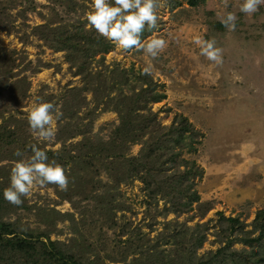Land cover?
<instances>
[{
	"label": "rangeland",
	"instance_id": "374dc122",
	"mask_svg": "<svg viewBox=\"0 0 264 264\" xmlns=\"http://www.w3.org/2000/svg\"><path fill=\"white\" fill-rule=\"evenodd\" d=\"M242 2L227 0L225 7L224 0H207L198 7H191L187 0H158L160 20L155 31L157 36L168 41V47L157 59L151 60L142 51L124 53L116 50L112 43L113 48L108 53L95 57L94 71L103 68L97 64L103 56L105 66L110 69L118 66L119 70L131 71L134 84L139 82L137 79L143 68L152 64L150 76L157 82L159 93L165 95L164 100L151 105L158 119L170 126L175 116L182 114L205 134L198 152L185 157L196 160L205 170L203 178L197 180L196 190L203 203L211 204V209L202 219L201 212L197 211L178 219L174 214L164 218L160 215L164 201H155L157 207L148 206L151 199L141 181L121 184L120 202L125 208L118 212V218L132 222V228L141 226L148 236L138 244H145L151 253L160 251L164 256L163 259L158 256L159 261L146 252L141 262L134 264H179L181 259L175 257L176 247L171 242L165 244L163 239L158 242L161 233L176 232L183 237L184 232L197 234L207 228V240L197 250L198 254L217 251L232 239L225 238L223 232L228 226L221 223L219 214L239 218L247 225L245 230L252 231L257 214L264 210V6L249 17L239 11ZM90 3L91 0H0V12L7 19L0 18V22L7 25V28L0 27V127L17 141L11 145L8 139L0 144V179L6 180L0 185L3 190L10 185L13 163L32 155L31 145L45 152L61 151L64 144L70 146L81 140L78 136L65 141L60 123L65 104L71 105L81 99L82 93L71 90L82 88L83 78L69 64L65 52L51 49L33 31L48 23L55 26L74 22L85 26L84 15L91 10ZM227 12L237 16L234 32H229L218 19V14L226 15ZM151 35L145 31L142 40ZM197 36L215 39L216 46L223 49L222 66H215L199 56V48L192 42ZM122 87L129 93L127 86ZM84 96L89 111L95 106L93 96L90 92ZM39 102L54 103L62 113L56 120V136L52 142L39 140L29 130L27 113ZM118 122L116 112H101L93 131L101 130L103 137H107L109 130L103 129ZM17 149L24 153L23 157L14 155ZM140 149L141 145H134L131 153L136 155ZM48 162L51 163L50 158ZM75 175L85 177L88 173L80 169ZM100 179L103 184L108 183L106 171H102ZM58 192L62 191L52 185L35 187L31 196L22 198V206L8 205L10 210L1 211L0 219L18 223L24 231L31 229L42 240L61 242L72 253L91 250L95 255H91V259L101 257L105 264H125L121 261L126 259L123 258L125 246L120 241H125L127 236H118L119 229H108L95 196L79 192L70 201ZM14 209L17 211L12 212ZM167 222L172 224L170 230L165 228ZM198 224L203 225V229H196ZM261 234L257 231L252 237ZM263 235L264 232L260 238H264ZM245 237L241 233L234 236L237 239ZM220 241L225 243L220 244ZM192 247L188 249V245L184 249L188 252ZM233 249L255 254L257 260L264 258V248L260 244L253 248L238 242L233 244ZM109 257H117L119 262L112 263L107 260ZM133 257L127 258L128 264Z\"/></svg>",
	"mask_w": 264,
	"mask_h": 264
},
{
	"label": "trees",
	"instance_id": "16d2710c",
	"mask_svg": "<svg viewBox=\"0 0 264 264\" xmlns=\"http://www.w3.org/2000/svg\"><path fill=\"white\" fill-rule=\"evenodd\" d=\"M206 1L187 0V4L198 7ZM1 17H4L3 12H0ZM3 20L7 21L5 18ZM6 26L0 22L1 28H7ZM33 34L51 49L65 52L67 61L76 68L77 74L84 81L82 88L71 90L82 93V97L74 104H65V108L61 109L63 115L60 123L61 132L66 137L65 141L73 140L78 136H81V140L70 146L64 144L61 151L46 152L51 162L55 161L63 166L69 177L68 190L62 191L65 194L62 192L58 194L70 201L79 192L84 195H94L93 198L101 210L100 215L108 229L115 231L119 229L118 236H127L125 241H120V244L123 243L125 246L123 258H126L121 261L128 264L127 258L133 255L130 264L139 263L144 253H151L145 244H138L147 240L148 235L142 231L141 226L132 228V222L118 218V212L125 208L124 203L120 202L121 184L130 185L134 180L141 181L152 201L147 203L148 206L154 204L157 207L158 203L155 204V201H164V209L160 212L164 218L174 214L175 219H178L181 215L197 211L201 212L202 219L211 209V204L203 203L196 190L197 180L203 178L205 170L196 160H188L185 157L198 152V146L203 143L205 134L182 114L176 115L170 126L162 124L151 105L164 100L165 95L159 93V86L150 75L139 74L137 79L139 84H134L131 71L119 70L118 66L110 69L109 66H105L103 56L97 61V64L103 68L94 71L95 57L98 54L108 53L113 48L111 42L98 37L94 30H87L85 26L74 22H64L55 26L48 23L35 27ZM122 86H127L129 93L125 92ZM87 92L92 94V104L95 105L89 111L87 107L89 103L84 96ZM113 92L117 94L112 96ZM111 111L118 114V124L103 129L109 130L107 137H103L101 130L94 133L95 121L99 114ZM8 139L11 140V145L17 142L16 138L13 139L12 135L6 134L1 129L0 144ZM134 145H141L136 155L131 153ZM22 148H25V144ZM80 169L87 171L88 175L76 176ZM103 170L108 175L106 184L100 179ZM89 174L93 175L89 176ZM4 183L6 180L0 179V185ZM3 191L0 188V212L9 211V206H12L3 198ZM195 204L196 208H194ZM16 211L17 209H14L12 212ZM219 215H221V223L228 226L223 232L226 234L225 238L232 239L226 243L220 241L219 243H225V246L217 251H208L201 256L198 254L197 250L202 248L207 240V228L197 234L184 232L185 240L176 232L158 234L157 240L159 242L163 239L165 244L171 242L176 247L175 257L181 259L179 264H264V258L257 260L255 254L233 249V244L238 242L251 245L253 248L260 244L264 248V238H260L264 232V210L257 214L252 231H246L247 225L239 218ZM171 226V222L165 223V228L170 230ZM196 229H203V225L198 224ZM257 231H261L262 234L253 238V234ZM238 233L246 237L234 238ZM188 245L190 247L188 249L193 245L192 251L187 252L184 249ZM78 253L67 250L65 244L61 242L42 240L31 229L24 231L18 223L0 219V264H105L106 262L102 261L101 257L89 258L94 255L91 250ZM161 255L162 252L156 251L149 254V257L155 256L161 261L164 258ZM107 260L112 263L119 262L117 257H109Z\"/></svg>",
	"mask_w": 264,
	"mask_h": 264
},
{
	"label": "clouds",
	"instance_id": "9594fccd",
	"mask_svg": "<svg viewBox=\"0 0 264 264\" xmlns=\"http://www.w3.org/2000/svg\"><path fill=\"white\" fill-rule=\"evenodd\" d=\"M227 7V0H224ZM264 6V0H243L239 11L246 16H252ZM158 0H91L90 11L86 12L85 27L94 30L98 37L111 42L116 50L128 53L132 50L142 51L151 60L157 59L168 47V41L156 34L159 27ZM221 24L229 32L236 30L237 16L234 12L218 14ZM152 33L142 40L143 33ZM193 44L199 48V56L215 66L223 64V49L216 46L215 39L205 40L197 36ZM153 66L147 64L142 74L152 75ZM62 115L60 109L51 102H39L27 113V123L30 132L39 140L52 142L56 136V120ZM32 155L27 159H19L13 163L10 172V185L4 189L3 198L13 206H22L24 200L32 195L35 187L55 185L61 191H67L69 177L60 164L48 162V155L35 144L31 145ZM17 157L24 153L17 149Z\"/></svg>",
	"mask_w": 264,
	"mask_h": 264
}]
</instances>
